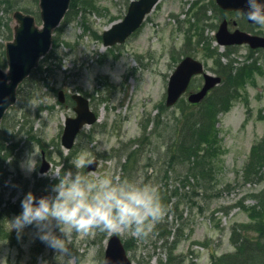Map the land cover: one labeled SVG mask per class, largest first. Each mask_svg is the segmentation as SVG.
Returning <instances> with one entry per match:
<instances>
[{
    "label": "rangeland",
    "instance_id": "rangeland-1",
    "mask_svg": "<svg viewBox=\"0 0 264 264\" xmlns=\"http://www.w3.org/2000/svg\"><path fill=\"white\" fill-rule=\"evenodd\" d=\"M127 1L75 0L70 15L54 34L49 56L39 67L40 73L43 71L39 77L49 85L36 87L32 100L31 89L21 93L28 122L43 146L33 143L35 140L26 134L8 144L17 146L6 153L0 166L4 169L0 172V232H11L0 235V264H64L69 258H60L42 241L35 225L25 227L22 233L10 225L21 214V201L27 193L54 195L52 188L58 179L40 173L43 149L51 163L48 173L75 172L71 161L82 155L85 166L80 171L90 174L91 179L106 175L130 178L132 173L135 179L163 190L168 185L171 192H179L180 197L173 196V205L147 238L118 234L129 241L134 264H221L223 257L237 250L234 232L237 239L245 237L249 241L264 232V164L256 181L244 179L249 155L264 134V50L253 52L248 45L230 48L235 68L231 82L237 92L229 110L217 118L219 150L214 158L213 180L208 179L204 188H195L193 180L182 188L176 174H167L166 149L176 139L178 121L195 108L188 106L186 96L174 107H167V85L185 53L203 61L210 74L225 73L219 68L218 54L227 48L216 41L224 18L215 10V0H160L138 32L124 44L105 48L102 34L113 22L123 19ZM22 5L30 6L33 15L39 14L38 2L23 0ZM198 10L200 17L207 19H196ZM226 18L230 31L240 29L264 36V28L249 25L243 16L229 14ZM220 61L228 64L226 58ZM202 83L203 78L197 76L191 90ZM59 91L68 97L77 92L89 97L99 117L77 139L71 156L62 147L61 134L66 118L75 116L74 105L60 104ZM159 115L162 120L155 127L154 119ZM145 135V147L137 155L138 170H125L128 154L124 151L141 148L132 143ZM33 145L40 155L35 171L28 173L21 165ZM92 160L98 161L97 168L87 171ZM167 226L173 236L166 244L159 230ZM55 234L64 238L58 228ZM104 235L99 230L89 235L73 233L71 255L80 264H103Z\"/></svg>",
    "mask_w": 264,
    "mask_h": 264
},
{
    "label": "clouds",
    "instance_id": "clouds-1",
    "mask_svg": "<svg viewBox=\"0 0 264 264\" xmlns=\"http://www.w3.org/2000/svg\"><path fill=\"white\" fill-rule=\"evenodd\" d=\"M245 3L246 10H236L237 15L264 28V0H245ZM39 155L37 146L33 145L22 162V169L28 173L35 171ZM71 164L75 172L45 174L58 179L52 188L54 195L37 199L33 193H27L21 201V214L10 223L18 233L35 225L40 239L58 252L60 258L69 257L64 264H80L69 251L73 233L89 235L99 230L109 235L126 232L133 237L147 238L163 221L167 208L157 185L120 176L91 179L90 174L80 171L85 166L82 155ZM56 228L64 238L55 234Z\"/></svg>",
    "mask_w": 264,
    "mask_h": 264
},
{
    "label": "water",
    "instance_id": "water-1",
    "mask_svg": "<svg viewBox=\"0 0 264 264\" xmlns=\"http://www.w3.org/2000/svg\"><path fill=\"white\" fill-rule=\"evenodd\" d=\"M71 0H40L41 18L43 27L36 25L35 18L16 12L14 40L6 45V57L9 70L0 68V122L6 110L17 100V88L38 67L39 61L49 51L52 44L53 31L66 14ZM158 0H138L131 3L128 14L122 22H118L103 35L104 45L111 46L125 40L140 27L144 17ZM224 10H246L245 0H217ZM218 43L222 46L249 44L251 48H264V38L253 36L239 30L231 33L224 22L217 34ZM203 64L191 57L184 59L171 76L168 87L167 106L171 107L178 102L187 91L194 75L203 74ZM205 85L201 91L189 97L191 103L201 102L208 92L221 82V78L204 74ZM77 102L76 118H69L63 133V144L67 149L73 146L74 139L84 125H91L96 115L90 110L89 100L81 95H74ZM97 161H93L88 170L96 168ZM48 166L42 169L46 171ZM46 194H37V199L46 197ZM104 264H132L128 259L124 245L117 235L111 237L106 250Z\"/></svg>",
    "mask_w": 264,
    "mask_h": 264
},
{
    "label": "trees",
    "instance_id": "trees-1",
    "mask_svg": "<svg viewBox=\"0 0 264 264\" xmlns=\"http://www.w3.org/2000/svg\"><path fill=\"white\" fill-rule=\"evenodd\" d=\"M23 0H0V67L6 68L5 57V45L12 39L13 33V20L12 15L17 10H22L26 13H30L32 10L26 5H22ZM199 23V22H198ZM190 43V42H189ZM200 42L197 43L199 46ZM230 50H227L224 54H218L219 68L224 70L222 84L216 88L208 98L199 106H189L195 108V111L187 114L184 119L178 121V127L175 134V141L170 143L166 149L167 161V174H176V180L180 182L182 188L190 186V181L193 180L197 185L195 188H204L208 179L213 180V164L214 158L219 150L218 133L216 131L217 118L219 114L229 110L231 106V100L234 94L237 92L236 84L231 82L232 74L235 71L232 59H230ZM216 56V53L214 54ZM224 57L228 60V64L224 65L220 60ZM40 74L36 71L32 77L27 79L23 86L31 90H35L41 83ZM45 82V80H43ZM43 85L47 86V83ZM22 89V87H21ZM20 89V90H21ZM33 99V95L31 96ZM161 115L155 117V127H158L161 123ZM159 119V120H158ZM158 120V122H157ZM147 127V126H146ZM145 127V130H146ZM147 138L146 135L133 145H137L141 148L129 151L128 148L124 151V154H128V162L131 166L128 168V162L123 165L125 170L137 169L138 160L137 155L141 149L145 147V143L142 140ZM141 141V143H139ZM131 145V144H130ZM132 145V146H133ZM261 154H260V151ZM1 151V150H0ZM260 154L259 159L256 161L257 156ZM256 161V163H255ZM264 164V141L263 145L255 147V151L252 152L249 163L247 164L245 180L247 182H254L258 178L259 169ZM130 178H134L131 173ZM160 195L163 203L166 205L167 211L170 206L173 205V196L180 197L179 192L172 191L169 186L163 190L159 187ZM194 193L197 190H193ZM186 197V196H185ZM160 236L163 235L166 244L168 243L172 233H168V226L163 230H159ZM233 241L236 245V252L230 256L223 257L222 264H252L254 258L258 259L259 264H264V246L258 244L255 246L252 241H249L245 237L237 239L236 232H234ZM127 248H130L129 243L126 244Z\"/></svg>",
    "mask_w": 264,
    "mask_h": 264
},
{
    "label": "flooded vegetation",
    "instance_id": "flooded-vegetation-1",
    "mask_svg": "<svg viewBox=\"0 0 264 264\" xmlns=\"http://www.w3.org/2000/svg\"><path fill=\"white\" fill-rule=\"evenodd\" d=\"M18 103H20V101H18ZM28 126H29V123H28ZM30 128H31V127H29V129H30ZM6 148H7V147H6ZM43 152H45V151H43ZM43 152H42V153H43ZM256 262H257V261H256Z\"/></svg>",
    "mask_w": 264,
    "mask_h": 264
}]
</instances>
